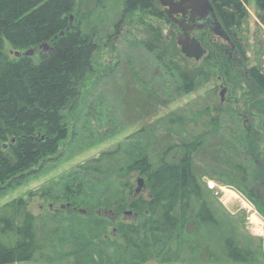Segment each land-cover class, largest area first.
Wrapping results in <instances>:
<instances>
[{"label": "trees", "instance_id": "trees-1", "mask_svg": "<svg viewBox=\"0 0 264 264\" xmlns=\"http://www.w3.org/2000/svg\"><path fill=\"white\" fill-rule=\"evenodd\" d=\"M209 1L225 30L244 16L247 0ZM255 3L264 15V0ZM134 11L168 22L156 0H121V16ZM90 18L75 0H0V192L55 160L59 144L70 133L75 136L83 84L94 73L101 42L111 37ZM149 32L151 43L144 47L161 69L176 71L179 91L188 94L198 76L209 77L211 60L194 69L174 66L175 57L187 59L158 28L149 27ZM44 44L47 47L41 48ZM29 49L34 53L24 55ZM14 51L20 55L14 56ZM248 78L249 87L257 91L249 89L254 102L243 109L261 116L264 130V75L251 68ZM128 81L126 103L138 114L147 109L144 116H156L163 105L158 94L136 78ZM228 110L215 103L212 110L206 107L190 118L168 114L167 128L159 135L142 127L134 141L117 143L76 166L62 178L63 191L48 197L52 205L65 202L68 207L34 215L23 197L4 204L0 264H142L182 259L186 248L200 251L195 261L255 263L258 247L249 250L235 242L234 228L224 227L227 219L216 215L204 181L232 184L264 207V163L252 165L264 141L262 132L225 125L222 115ZM90 114L88 109L84 120ZM197 158L203 159L210 176L203 182L195 173ZM135 173L146 178L147 198L132 192ZM129 211L137 220L115 221Z\"/></svg>", "mask_w": 264, "mask_h": 264}, {"label": "rangeland", "instance_id": "rangeland-1", "mask_svg": "<svg viewBox=\"0 0 264 264\" xmlns=\"http://www.w3.org/2000/svg\"><path fill=\"white\" fill-rule=\"evenodd\" d=\"M75 5H79L82 12L88 11L92 23L101 28L104 33L107 32L111 35L109 40L101 42L99 50L95 54L94 73L83 84L80 103L76 111L80 118L74 125L75 136H71L70 133L67 139L59 144L58 153L54 156L55 160L45 163L37 173L29 176L19 185L0 192V208L18 197L25 199L28 210L34 215L44 214L47 209L55 210L68 207L65 202H57L52 205L48 198L50 195H57L63 191L62 178L64 176L76 166L97 156L101 151L112 149L117 143L126 142L129 138L134 141L138 136V130L142 127H151L153 133L159 135L168 125L165 116L171 113H180L181 116L190 118L193 112L206 107L212 110L213 104L219 103L221 107L230 109L222 115L225 125L235 127L236 130L244 126L246 129L260 131L264 140L262 117L249 111H243L244 107H251V103L254 102V99L247 95L250 93L251 83L246 71L255 68L257 72L264 75V15L258 12L255 0L246 1L244 16L235 27L229 29L243 45L244 51L240 55L241 65L236 67L231 63L226 77L225 69L219 63L220 66L210 69L209 77L198 76L196 88L188 94H183L176 88L178 83L176 71L167 72L161 69L155 56L144 47L145 43H151L149 27L158 28L165 40L174 44L175 47L177 46L175 29L168 25V22L139 11L121 16V0H75ZM204 33L206 32H195V35L200 37ZM176 49L179 51L178 46ZM206 49V55L198 62L194 59H187V62H184L177 56L172 60V63L181 68H198L203 61L213 60L214 48L206 45ZM232 58H235L234 55ZM229 61H227L228 64ZM128 78L130 80L138 79L139 82L148 85L151 91L158 94L163 105L157 107L158 114L156 116L151 118L144 116L147 109H142V113L138 114V110L132 109V106L126 103L125 98L123 99L129 82ZM226 78L228 83L223 82ZM251 90L257 91L253 88ZM88 109L91 114L84 120L83 115ZM85 122L87 125L83 128ZM192 123L187 124L186 129L191 130ZM71 127L69 132L72 131ZM258 151L254 163H252L254 167H259L264 163V141L259 144ZM204 165L203 159H196L195 173L200 182H203L204 177H210ZM204 170L205 173L202 174ZM139 177L144 180L145 184L144 176L138 173L133 174L130 181L132 192L135 196L141 195L147 198L149 190L146 186L140 193L135 194L134 190ZM228 186L234 188L239 195L249 201L260 218L253 219L252 222L246 221L241 203L235 196L223 204L220 198L215 197L207 190L210 193L208 194L209 201L219 219L222 217L227 219L228 223H223L224 227L230 224L234 228L233 236L236 243H240L241 246L249 250H255L258 247L255 263H225L222 262V259L219 261L217 259L216 262L212 258L206 261L204 259V262L195 261L201 258L200 251L192 253L190 249L186 248L185 252L181 254L182 259L150 260L142 264H264V227H262L264 225V207L259 206L253 199L250 200L249 196L238 187L232 184H228ZM261 196L263 199L261 202L264 205L263 189ZM105 213L109 216L114 215L108 211ZM121 220L135 221L137 219L131 212V214L124 213L115 219V221ZM107 231L110 232L111 228H108ZM211 250L214 248L211 247ZM11 264L63 263L31 261Z\"/></svg>", "mask_w": 264, "mask_h": 264}, {"label": "water", "instance_id": "water-1", "mask_svg": "<svg viewBox=\"0 0 264 264\" xmlns=\"http://www.w3.org/2000/svg\"><path fill=\"white\" fill-rule=\"evenodd\" d=\"M162 8L167 20L175 24L180 33H174L176 44L181 55L187 59L200 60L206 53L201 43L189 36L193 29H201L208 26L215 32L223 36L224 30L216 18L214 8L209 0H156ZM46 48L47 45H41ZM34 49L23 52L24 55H31ZM14 56L20 55L18 51L13 52ZM145 188L144 180L137 179L135 194L140 193ZM131 214V212H126Z\"/></svg>", "mask_w": 264, "mask_h": 264}, {"label": "flooded vegetation", "instance_id": "flooded-vegetation-1", "mask_svg": "<svg viewBox=\"0 0 264 264\" xmlns=\"http://www.w3.org/2000/svg\"><path fill=\"white\" fill-rule=\"evenodd\" d=\"M168 25H170L171 27H174V29H175L174 33H180L175 24H172L168 21ZM223 30H224V33H223V36H221V35L217 34L214 29L212 30L208 26H204L201 29L191 30L189 32V36L198 40L201 43V45L203 46V48H205L206 53H207L206 45H210L212 48H214V53H215L214 57L215 58L213 57V60H211L212 65L214 67L221 65V67H223L225 69L224 71H225V75L227 77V75L229 73L230 65L234 64V66H236V67H239L241 65L240 55H241V52L244 51V49H243L242 43H240V41L237 39V37L234 35L233 32L229 31L228 29L225 30L224 28H223ZM200 31H205L206 33H204L203 36L197 37L195 35V32H200ZM205 39H206V41H205ZM206 53H205V55H206ZM232 55H234L235 58H232ZM228 60H230L229 64L227 62ZM219 63H221V64L219 65ZM247 74H248V70L246 71V75ZM224 79H225V77H224ZM223 82L228 83L227 78ZM243 111H245V110H243Z\"/></svg>", "mask_w": 264, "mask_h": 264}, {"label": "built area", "instance_id": "built-area-1", "mask_svg": "<svg viewBox=\"0 0 264 264\" xmlns=\"http://www.w3.org/2000/svg\"><path fill=\"white\" fill-rule=\"evenodd\" d=\"M204 181L207 190L213 193L215 197L220 198L223 204L229 201L230 198H233V196L238 198L241 203L242 211L244 213L246 221L252 222L253 219H256L258 217L260 218L252 204L247 201L242 195H239L234 188L226 185L217 184L215 181L210 179H206ZM262 227H264V225Z\"/></svg>", "mask_w": 264, "mask_h": 264}]
</instances>
